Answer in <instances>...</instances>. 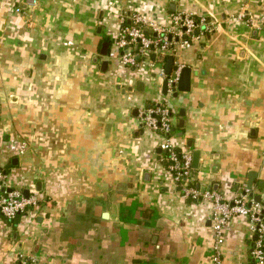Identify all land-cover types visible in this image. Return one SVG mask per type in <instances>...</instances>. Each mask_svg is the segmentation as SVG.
Instances as JSON below:
<instances>
[{
	"label": "crops",
	"instance_id": "crops-1",
	"mask_svg": "<svg viewBox=\"0 0 264 264\" xmlns=\"http://www.w3.org/2000/svg\"><path fill=\"white\" fill-rule=\"evenodd\" d=\"M175 10L214 28L136 67L118 60L123 12L167 25ZM170 54L191 67L176 96L161 92ZM161 98L171 143L199 150L195 182L230 200L251 176L264 204V0H0V167L9 186L38 191L13 220L0 215V264H213L211 202L180 194L163 137L139 118ZM250 234L234 214L221 264H252Z\"/></svg>",
	"mask_w": 264,
	"mask_h": 264
},
{
	"label": "built area",
	"instance_id": "built-area-1",
	"mask_svg": "<svg viewBox=\"0 0 264 264\" xmlns=\"http://www.w3.org/2000/svg\"><path fill=\"white\" fill-rule=\"evenodd\" d=\"M29 5L35 0H27ZM20 11V7H15ZM128 17V18H127ZM128 20L125 23V20ZM215 20L207 15H199L182 10H175L171 14V21L167 25L154 24L147 21L143 15L134 12L126 16L121 15L120 31L114 40L118 60L130 66H138L143 57L160 51H170L176 42H186L192 38L211 32ZM149 29L150 32H145ZM151 31L156 34L152 35ZM171 34V39L168 35ZM178 37V40H175ZM150 62V61H149ZM181 65L172 66L169 73L160 71L161 81L167 80V90L176 89ZM140 121L159 133L163 137L161 146L165 150L163 160L166 170L171 176L173 184L180 194L191 201L201 199L209 200L212 204L211 225L214 232L212 263L221 264V246L223 243V227L234 215L241 214L247 217L250 225V255L253 264H264V204L254 200L250 188L243 185L242 189L235 192L233 197L224 199L221 194L211 188L195 183L193 175L192 151L189 148H177L170 141L174 131V115L169 102L158 99L150 103L139 112ZM3 188V189H2ZM22 187H11L6 182L5 171L0 168V215L5 219H13L29 204L37 201L38 191L28 189V195L23 193ZM257 234L255 239L252 235ZM16 264H37L32 257L18 256Z\"/></svg>",
	"mask_w": 264,
	"mask_h": 264
},
{
	"label": "water",
	"instance_id": "water-1",
	"mask_svg": "<svg viewBox=\"0 0 264 264\" xmlns=\"http://www.w3.org/2000/svg\"><path fill=\"white\" fill-rule=\"evenodd\" d=\"M127 14H129V11H127ZM145 32H148V30H145ZM155 34H156V32L154 31L153 35H155ZM168 38L171 39V34L168 35ZM175 40H178V37H175ZM109 48H110V42L108 40H104L103 42H101L99 53L102 54V55H107L108 52H109ZM151 58L152 59L155 58V53H153V52L151 53ZM173 60H174V58H173V55H171V54L166 57L165 62H164V67H163V71L164 72H166V73L170 72V70L172 68V65H173ZM106 64H107V61H103L102 62V65L104 67H105ZM190 73H191V67L190 66L181 67L176 89L174 91H172L173 92V94H172L173 96L177 95V89L178 90H185V91L189 90ZM152 77H154V78L156 77V72L152 73ZM139 82H141L142 84L144 83L143 80H139L137 82V84ZM160 85H161L162 94L167 95L169 93L168 90H167V80L164 78L161 81ZM140 89H142V88H140ZM180 114L183 115V109L180 110ZM182 125H183V117L181 116L179 118V120H178V126H179L178 134L182 133V129H181ZM187 144L191 145L190 140H188ZM198 160H199V150L198 149H193L192 150V163H191L193 168H197ZM252 180H253V178L251 176L247 180V185H248L249 188L251 187ZM23 193L25 195H28V189L24 188L23 189ZM250 194L253 195L254 200H257V201L261 200V196L259 194H253L252 191H250ZM256 237H257V234H253L251 238L255 239Z\"/></svg>",
	"mask_w": 264,
	"mask_h": 264
},
{
	"label": "trees",
	"instance_id": "trees-1",
	"mask_svg": "<svg viewBox=\"0 0 264 264\" xmlns=\"http://www.w3.org/2000/svg\"><path fill=\"white\" fill-rule=\"evenodd\" d=\"M128 22V20L126 19L125 20V23H127ZM146 30H148V32H150V30L149 29H146ZM153 32L154 31H151V34L153 35ZM109 50H110V48H109ZM132 67H134V66H132ZM165 153V152H164ZM0 168H2V167H0ZM2 170H4L3 168H2ZM5 171V170H4ZM194 174V173H193ZM196 177L194 176V181H196ZM194 184H196V182L194 183ZM189 200V199H188ZM16 218V217H15ZM14 219V218H13ZM13 219H7V220H13ZM251 242V241H250ZM251 244V243H250ZM254 263V260L252 259V264Z\"/></svg>",
	"mask_w": 264,
	"mask_h": 264
},
{
	"label": "rangeland",
	"instance_id": "rangeland-1",
	"mask_svg": "<svg viewBox=\"0 0 264 264\" xmlns=\"http://www.w3.org/2000/svg\"><path fill=\"white\" fill-rule=\"evenodd\" d=\"M116 52H117V51H116ZM156 79H157V81H158V77H157V75H156ZM4 167H5V168H8V164H5Z\"/></svg>",
	"mask_w": 264,
	"mask_h": 264
}]
</instances>
